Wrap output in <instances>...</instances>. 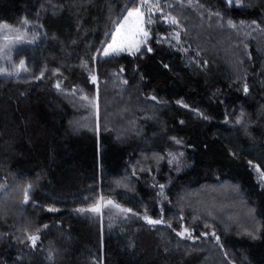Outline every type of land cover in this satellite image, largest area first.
<instances>
[{"label": "trees", "instance_id": "1", "mask_svg": "<svg viewBox=\"0 0 264 264\" xmlns=\"http://www.w3.org/2000/svg\"><path fill=\"white\" fill-rule=\"evenodd\" d=\"M130 3L0 0V264H264V0Z\"/></svg>", "mask_w": 264, "mask_h": 264}, {"label": "snow or ice", "instance_id": "2", "mask_svg": "<svg viewBox=\"0 0 264 264\" xmlns=\"http://www.w3.org/2000/svg\"><path fill=\"white\" fill-rule=\"evenodd\" d=\"M229 4L235 3L239 5V0H227ZM132 5H136L133 7ZM154 11H162V9L159 7V0H156V4H152L149 2V0H131V3L129 5L125 6V15H122L119 18V23L116 25L115 34L110 37L111 42L107 44V46L102 50L103 55L109 56V55H120L122 52H128L129 54H135L136 52L140 51V47L142 44H146L147 38L149 33L145 30V24L150 25L153 22V12ZM218 15V14H217ZM167 18V17H166ZM170 19L171 23H178V21L175 18H168ZM27 23V21H25ZM244 22L241 21V24ZM228 24L235 28L236 25L232 21H228ZM123 30V31H122ZM178 35V34H177ZM4 41L9 42L11 37L8 35H4L3 37ZM17 41L23 40L22 36H16L14 38ZM148 51H151L150 48L147 49ZM24 69L27 71L26 68H24V61H20L19 67L17 68V71L20 69ZM0 75H13V73H10L7 71L6 68H0ZM93 81H95V77H92ZM57 88H60V84L57 83ZM245 91H247V87L245 86ZM83 99H88V97H83ZM155 99V97H153ZM91 103V101H90ZM177 143H180V141H176ZM256 170L259 171L258 166H256ZM261 179H264V172L261 173ZM29 188L31 185L28 186ZM161 187H163L161 185ZM24 198L25 201L28 199V189L26 188L24 190ZM108 204L114 205L117 209H120L124 212H130L131 209H121L119 204H114L113 201L109 200L107 201ZM55 210V209H50ZM78 211L84 212V211H91L95 213L100 212V208L98 206H93L88 209H79ZM144 219L152 225L156 224H163L164 221L162 219L153 220L147 216L144 217ZM171 227V225H169ZM187 234L188 238H191V233L188 231L187 228H185L182 232L178 233L180 236H185ZM213 235H215L213 233ZM28 239L31 241L32 245L35 246L36 241L39 239L37 235H29ZM218 239V238H217Z\"/></svg>", "mask_w": 264, "mask_h": 264}, {"label": "rangeland", "instance_id": "3", "mask_svg": "<svg viewBox=\"0 0 264 264\" xmlns=\"http://www.w3.org/2000/svg\"><path fill=\"white\" fill-rule=\"evenodd\" d=\"M145 30L148 32V30H147V27H148V24H145ZM116 29V28H115ZM123 31V30H122ZM149 33V32H148ZM114 34H115V32H114ZM113 34V35H114ZM149 36H150V34L148 35V38H149ZM148 38H147V40H148ZM143 45L144 44H142L141 45V47H140V49L143 47ZM107 46V45H106ZM122 53H126V52H122ZM102 55H103V53H102ZM104 57H111V56H113V55H109V56H105V55H103ZM252 168H253V171H254V173H255V177H256V180L261 184V187L264 189V179H261V173H262V171L259 169V171H257L256 170V165H253L252 164ZM259 168V167H258ZM109 200H111V199H106V198H101L100 199V201H99V204H98V207L100 208V212H99V215H101V216H103V212H104V209L106 208L107 210H115V211H117L118 213H120V214H122L123 216H127L128 215V213L129 212H124V211H121L120 209H117L116 207H114V205H112V204H108L107 203V201H109ZM111 201H113V200H111ZM114 202V204H117L115 201H113ZM121 207V209H126V208H124V207H122V206H120ZM114 213V212H113ZM146 221V220H145ZM147 222V221H146ZM148 223V222H147ZM152 225V224H151ZM184 230V229H183ZM182 230V231H183ZM181 231V232H182ZM189 231V230H188ZM190 233H191V238H188V236H187V234L185 235V236H180V237H182V238H184V239H191V241H195V238L193 237V232H191V231H189ZM180 233V232H179ZM203 236L204 237H206V235L205 234H203ZM217 239V238H216ZM197 247L198 248H200V249H202L203 251H209V250H211V247L210 246H208V245H202V244H198L197 245ZM199 249V250H200Z\"/></svg>", "mask_w": 264, "mask_h": 264}]
</instances>
